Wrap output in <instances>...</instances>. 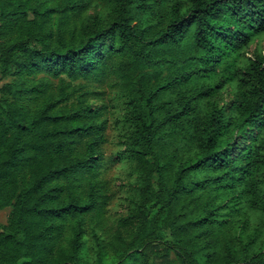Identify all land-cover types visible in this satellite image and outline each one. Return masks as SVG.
<instances>
[{"label":"trees","instance_id":"trees-1","mask_svg":"<svg viewBox=\"0 0 264 264\" xmlns=\"http://www.w3.org/2000/svg\"><path fill=\"white\" fill-rule=\"evenodd\" d=\"M93 1L0 0V264H264V0ZM109 70L110 107L71 83ZM115 108L141 184L112 245L88 219Z\"/></svg>","mask_w":264,"mask_h":264},{"label":"rangeland","instance_id":"rangeland-1","mask_svg":"<svg viewBox=\"0 0 264 264\" xmlns=\"http://www.w3.org/2000/svg\"><path fill=\"white\" fill-rule=\"evenodd\" d=\"M106 10L107 7L104 2L95 0L87 13L101 14L105 13ZM256 50H264V34L258 36L243 51L240 61L251 57ZM120 75L124 74H121L120 71ZM120 75L109 70L101 78H79L71 83L78 91L79 89L86 91L89 100L91 98V101L97 105L107 104L110 107L112 98H115L116 91L120 88L117 87L120 85ZM9 79H2L0 77V85ZM220 95L219 103H227L233 98L232 88L229 86ZM119 113L120 111L118 112L116 108L113 110V113L105 111L107 126L103 132L105 141L101 145L105 162L97 171V179L102 185L100 208L91 214L88 219V225L94 226L104 240L112 245L123 243L134 232V223L129 225L124 221V218L129 215L131 208L135 205V201L139 198V190L136 185L141 184V180L137 176L139 168L136 167V164L128 160L119 161L116 159L117 152L120 148L119 141L125 129L116 120L118 117L117 114ZM9 210V207L0 209V224L6 222ZM87 236L91 238L89 229ZM168 260L169 264H179L172 252L168 254Z\"/></svg>","mask_w":264,"mask_h":264}]
</instances>
